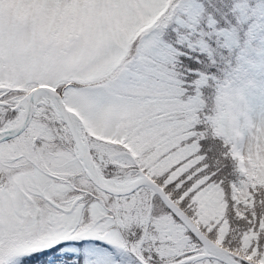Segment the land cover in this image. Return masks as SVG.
<instances>
[{
  "label": "snow or ice",
  "instance_id": "1",
  "mask_svg": "<svg viewBox=\"0 0 264 264\" xmlns=\"http://www.w3.org/2000/svg\"><path fill=\"white\" fill-rule=\"evenodd\" d=\"M0 264H264V0H0Z\"/></svg>",
  "mask_w": 264,
  "mask_h": 264
}]
</instances>
